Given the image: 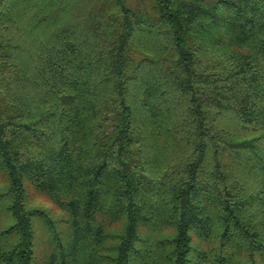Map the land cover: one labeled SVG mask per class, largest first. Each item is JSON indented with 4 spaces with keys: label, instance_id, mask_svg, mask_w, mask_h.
I'll return each instance as SVG.
<instances>
[{
    "label": "trees",
    "instance_id": "1",
    "mask_svg": "<svg viewBox=\"0 0 264 264\" xmlns=\"http://www.w3.org/2000/svg\"><path fill=\"white\" fill-rule=\"evenodd\" d=\"M0 264H264V0H0Z\"/></svg>",
    "mask_w": 264,
    "mask_h": 264
},
{
    "label": "rangeland",
    "instance_id": "2",
    "mask_svg": "<svg viewBox=\"0 0 264 264\" xmlns=\"http://www.w3.org/2000/svg\"><path fill=\"white\" fill-rule=\"evenodd\" d=\"M134 1L135 0H127L128 4L131 6L134 5ZM29 203V205L32 207L47 209L55 219L62 216L61 212L56 207H54L48 200L41 196L32 195Z\"/></svg>",
    "mask_w": 264,
    "mask_h": 264
}]
</instances>
